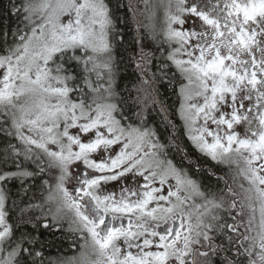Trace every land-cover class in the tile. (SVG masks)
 <instances>
[{
  "label": "snow or ice",
  "instance_id": "snow-or-ice-1",
  "mask_svg": "<svg viewBox=\"0 0 264 264\" xmlns=\"http://www.w3.org/2000/svg\"><path fill=\"white\" fill-rule=\"evenodd\" d=\"M143 5L0 3V264H264V0Z\"/></svg>",
  "mask_w": 264,
  "mask_h": 264
},
{
  "label": "trees",
  "instance_id": "trees-1",
  "mask_svg": "<svg viewBox=\"0 0 264 264\" xmlns=\"http://www.w3.org/2000/svg\"><path fill=\"white\" fill-rule=\"evenodd\" d=\"M6 0H0V3H5ZM122 2L127 5L129 3V0H122ZM152 3V1H150ZM132 3L134 5V7L138 8V11L136 12V16L135 19H133V13L132 12H127V9H121L119 15L123 18L126 19L127 21V28L128 30H130L132 35H135V29H136V21L138 20L140 22L141 25V33H145V29L143 26L148 25V26H155V30L157 33H160L163 29L164 23H160L158 17H163L164 18V13L162 9H159L158 15H156V17L154 19H150L149 18V14L148 12L144 11V5H143V0H132ZM126 13V16H125ZM121 28H124L125 25L124 23H121ZM162 38V37H161ZM133 72V68L132 67H128L126 70L122 69V73L124 74H130ZM172 99L174 100L175 97H172ZM221 175H224L225 178L228 180L229 184H232V176L234 175V170L233 171H229V169L227 168V166H221ZM213 184V188L215 189V181H212ZM234 188L237 187L235 184L232 185ZM220 187L223 188L224 187V183L223 181L220 182ZM238 190V189H237ZM41 192L39 189L36 190V195L39 198ZM64 247L66 248L67 245H64ZM52 254L56 255V248L54 247L52 250ZM71 254V253H69Z\"/></svg>",
  "mask_w": 264,
  "mask_h": 264
},
{
  "label": "rangeland",
  "instance_id": "rangeland-1",
  "mask_svg": "<svg viewBox=\"0 0 264 264\" xmlns=\"http://www.w3.org/2000/svg\"><path fill=\"white\" fill-rule=\"evenodd\" d=\"M155 1H156V0H155ZM148 14H149V13H148ZM156 15H158V13H156ZM158 19H159V22H160V23H162V24L164 23V18H163V17H160V16H159ZM111 187H112V186H109V188H111Z\"/></svg>",
  "mask_w": 264,
  "mask_h": 264
},
{
  "label": "flooded vegetation",
  "instance_id": "flooded-vegetation-1",
  "mask_svg": "<svg viewBox=\"0 0 264 264\" xmlns=\"http://www.w3.org/2000/svg\"><path fill=\"white\" fill-rule=\"evenodd\" d=\"M153 3V2H152ZM157 12H159V10H157Z\"/></svg>",
  "mask_w": 264,
  "mask_h": 264
}]
</instances>
